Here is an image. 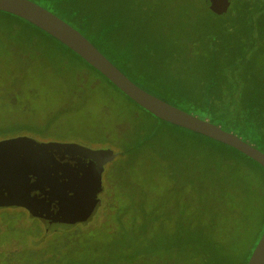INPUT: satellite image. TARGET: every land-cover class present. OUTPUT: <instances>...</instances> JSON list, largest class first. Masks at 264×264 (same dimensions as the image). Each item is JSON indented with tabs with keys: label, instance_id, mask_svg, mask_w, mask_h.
Listing matches in <instances>:
<instances>
[{
	"label": "trees",
	"instance_id": "1",
	"mask_svg": "<svg viewBox=\"0 0 264 264\" xmlns=\"http://www.w3.org/2000/svg\"><path fill=\"white\" fill-rule=\"evenodd\" d=\"M32 1L80 31L143 90L210 120L264 153V0H238L235 9L223 15L196 0L205 16L192 13L186 3L173 15L166 2L153 0ZM246 7L257 15L238 17L239 8ZM0 13L22 21L21 32L27 37L14 41V48L34 49L48 67H71L75 79L95 80L98 74L114 86L42 29ZM50 45L60 54L51 62ZM152 117L147 128L125 122L118 140L104 145L117 150L100 195L105 198L102 206L99 196L97 218L50 236L41 231L5 241L0 228V264H247L264 230V168L228 145ZM137 118L133 113L131 122ZM22 127L47 140L55 121L28 118ZM150 158L157 176L147 169L142 174L150 176L149 185L143 177L132 181L131 169ZM116 196L119 207L112 203ZM1 211L0 224L20 217L25 222L27 211ZM133 211L142 220L128 224ZM102 226L111 230L106 236L112 240L110 247L97 236ZM134 229L139 246L128 253L125 248L131 243L126 244L123 235L118 236L124 242L115 239L122 230ZM112 258L119 261H109Z\"/></svg>",
	"mask_w": 264,
	"mask_h": 264
},
{
	"label": "water",
	"instance_id": "2",
	"mask_svg": "<svg viewBox=\"0 0 264 264\" xmlns=\"http://www.w3.org/2000/svg\"><path fill=\"white\" fill-rule=\"evenodd\" d=\"M216 14H226L232 0H204ZM0 11L42 29L107 78L154 117L228 145L264 168V153L208 119L173 106L130 80L80 31L32 0H0ZM112 149L79 143L41 142L28 137L0 141V211L25 209L41 221L45 235L66 231L93 219L102 194L104 166ZM247 264H264V230Z\"/></svg>",
	"mask_w": 264,
	"mask_h": 264
},
{
	"label": "rangeland",
	"instance_id": "3",
	"mask_svg": "<svg viewBox=\"0 0 264 264\" xmlns=\"http://www.w3.org/2000/svg\"><path fill=\"white\" fill-rule=\"evenodd\" d=\"M237 1H232L228 13L235 9ZM243 1L246 3L248 0ZM153 2L158 4L166 2L173 15H177L179 11L184 9L182 6L184 3L194 14L205 16L207 13L200 2H196V0H153ZM205 7L207 8L206 4ZM254 15H257V12L253 8L247 7L239 8V13H237L238 17L243 16L245 18ZM70 22L77 25L71 20ZM23 27L22 21L19 19L0 13V141L16 137H29L41 142L79 143L95 150L112 149L116 151L115 147L104 145L118 140L119 133L127 127L125 122L138 124V126L144 128L151 126L154 122L151 113L129 101L126 95L119 92L117 87L116 89L102 76L95 74V80L90 78H86V80L75 79V70L71 67L67 65L48 67L46 63L37 57L35 52L33 53L34 49L23 51L14 48V41L21 39V37H27L22 35L21 31L25 32ZM50 47L49 62H51V58L57 59L60 57L59 52L56 51L58 49L53 45H50ZM261 67L264 69V62ZM18 78L21 80L18 81ZM22 79H26L25 82ZM71 109H73L71 113L65 114ZM133 113L137 114V123L131 122ZM28 118L29 121L37 120L39 123L49 118L53 119L55 127L52 133L47 135L49 139L43 140L42 137L33 136L27 130L23 131L22 124L28 121ZM30 127H34V122H31ZM175 132L176 130L171 131L172 134H175ZM137 136L142 138L143 134H137ZM193 141H198V138L195 137ZM152 150H155V148ZM112 162L104 166L101 178L102 194L103 190L106 189V174L107 176L111 174L108 168ZM154 163L153 158L138 161L131 169L133 170L132 181H140L144 175L142 174L143 170L147 169L151 170L152 177H156L157 171L154 172ZM136 170H139L141 174H136ZM131 179L128 178L129 183H131ZM143 179L148 181V185L152 181H149L150 176L147 178L144 176ZM111 190L114 191L113 188ZM104 193L106 194V192ZM100 198L102 206L105 198L103 195ZM116 199L118 202H116ZM112 203H116L115 205L119 207L117 196L112 200ZM114 209L116 212H114V217L118 220L119 211L117 212V208ZM22 211L26 212L23 209ZM1 212L0 215H2ZM99 214L101 212H97L94 219ZM21 218L23 217L12 222L9 221L8 224L1 220L0 228L5 233V237L3 235L1 240L5 241L14 238L16 235L22 239L28 233L45 232L41 221L32 219L28 212H26L25 222L19 221ZM135 219L140 222L142 217L133 211L127 216L125 222L133 224ZM8 226L10 228L12 226L13 231ZM116 228L117 230L121 229L118 224ZM136 229L133 232L129 230L123 232L122 230L115 239V243L124 241L126 244L131 243L129 248H125L128 253L134 250V247L136 249L139 246L135 242L134 232ZM110 232L111 230L107 226H102L97 230V236L101 242L102 240L105 241L104 245L102 244L104 247L112 244L111 238L106 237ZM118 235H123L124 241ZM131 236H133L132 240ZM119 246L124 247L122 244ZM126 256L129 259L130 255ZM112 260L119 261L116 258L109 261Z\"/></svg>",
	"mask_w": 264,
	"mask_h": 264
},
{
	"label": "flooded vegetation",
	"instance_id": "4",
	"mask_svg": "<svg viewBox=\"0 0 264 264\" xmlns=\"http://www.w3.org/2000/svg\"><path fill=\"white\" fill-rule=\"evenodd\" d=\"M233 1V0H232ZM232 1H231V4H232ZM104 172V171H103Z\"/></svg>",
	"mask_w": 264,
	"mask_h": 264
}]
</instances>
